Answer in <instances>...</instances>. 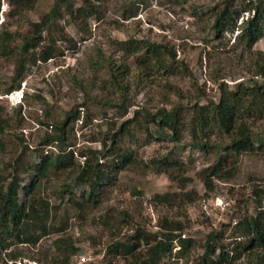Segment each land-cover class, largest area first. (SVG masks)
<instances>
[{
  "label": "rangeland",
  "instance_id": "374dc122",
  "mask_svg": "<svg viewBox=\"0 0 264 264\" xmlns=\"http://www.w3.org/2000/svg\"><path fill=\"white\" fill-rule=\"evenodd\" d=\"M54 1L37 0L23 16H10L11 5L8 2L9 9L0 23V29L9 28L17 35L24 32L25 20H38ZM74 1L76 6H80L83 0ZM93 1L99 5L103 15L99 20H88V32H78V25L70 16L67 15L65 19V23H68L65 35L78 39L76 51L70 48L67 40H61L59 44L64 54L46 63L38 62L29 69L26 75L30 85L29 96L22 106L20 120L16 118L15 107H8L3 113L4 117L12 119V128L0 132V173L5 172L4 163L17 154L24 144H28L31 153H34L33 148L45 133L38 120L47 106L51 107L53 113L61 115L78 108V118L69 121L70 139L81 148L100 146L98 141L83 140L81 131H97L101 124L106 127L109 118L117 114L113 105L121 102V94L110 82L108 71L109 65L119 64L125 57L126 52L119 42L132 38L151 39L173 45L178 55L175 62L177 72L170 75L158 68L147 73L129 60L132 72L123 83L127 84V94L134 104L126 117L140 107L154 111L161 107L171 109L175 105L189 104L199 99H218L221 83L226 81L231 84L245 79L254 70L255 56L264 52V37L251 50L245 49L238 41L237 31L215 39L213 13L221 0ZM132 3L138 4V10L135 15L125 18L124 9ZM82 34L87 38L79 41ZM184 62L188 69L183 68ZM0 68L1 81H7L12 74L13 64L0 58ZM9 84H2V89ZM87 108L90 110L88 117L85 116ZM86 118L87 125H84ZM263 127L264 119L254 120L255 132H260ZM150 129L152 134L143 129L137 130L135 136L122 138L121 143L134 150L138 162L120 171L113 183L105 184L93 207L81 208L75 202L87 200L89 188L86 184L73 188L71 193L63 192V183L69 179L71 181L74 173H66L47 183L45 196H50L53 205L52 217L48 221L49 233L35 246L19 244L18 248L25 256L38 259L42 264H52L47 254H57L59 245L64 247L73 243L80 249L73 255L74 264H133L123 257H113L107 253L112 239L108 228L110 216L125 219L121 223V236L134 233L137 227L156 231L159 229V219L167 217L187 221L182 233L193 243L188 252L176 261L178 264H191L195 257L205 252L209 233L221 234L223 227L227 228L223 223L229 222L233 214L245 206L250 213L255 212L253 189L262 195L264 205V149L242 153L233 163L236 168L233 177L215 176L212 186L206 187L199 173L214 163L217 148H210V152L206 153L196 146L190 133L185 132L176 141L171 139L168 132L158 133L154 125ZM211 140L222 142L223 137L215 134ZM45 148L53 150L54 147L50 145ZM166 158L170 160L169 163L182 167L188 176L186 185L180 187L188 194L180 207L178 204L158 203L154 199L156 193L180 189L178 181L169 177L165 164L159 162ZM232 219V222L236 220ZM223 236L225 242L232 240L229 231ZM178 249L176 245V255L180 253ZM82 255L87 256L85 262L80 260Z\"/></svg>",
  "mask_w": 264,
  "mask_h": 264
},
{
  "label": "trees",
  "instance_id": "16d2710c",
  "mask_svg": "<svg viewBox=\"0 0 264 264\" xmlns=\"http://www.w3.org/2000/svg\"><path fill=\"white\" fill-rule=\"evenodd\" d=\"M8 2L11 5L10 16H23L37 0ZM137 10L138 4L132 3L124 9L123 16H133ZM213 14L215 39L237 31L238 41L245 49L251 50L264 37V0H221ZM67 15L78 25V32L86 33L89 30L88 20H99L103 14L93 0H83L80 6H76L74 0H55L38 20H25L24 32L17 35L9 28L0 29V58L13 64L12 74L7 81H1L5 85L10 82L5 90L17 87L29 69L38 62L46 63L64 54L59 44L61 40H67L70 48L76 51L78 39L65 35ZM79 38L82 41L87 37L82 34ZM119 44L126 52L125 57L121 63L109 65L108 71L110 82L121 94V102L113 105L117 114L109 118L106 127L101 124L97 131H81L83 140L98 141L100 146L81 148L69 137V121L78 118L77 107L81 105L66 111L64 115L53 113L51 107L47 106L38 120L45 133L32 147L34 153H31L28 144H24L17 154L4 163L5 172L0 173V264H10L9 260L25 256L18 248L19 244L35 246L49 233L48 221L52 217L53 205L50 196H45V188L50 180L74 173L71 181L69 179L63 183V192L71 193L73 188L86 184L89 188L87 200L75 202L81 208L93 207L99 200L102 187L113 183L120 171L137 161L134 150L121 143L124 136H135L137 130L145 129L151 133L150 127L154 125L158 133L168 132L171 139L176 141L186 132L191 134L196 146L206 153L210 152V148H217L214 163L199 173L206 187L212 186L215 176L233 177L236 169L233 163L242 153L264 149V127L258 133L253 128L254 120L264 119V52L255 56L254 70L245 79L231 84L226 81L221 83L218 99H199L189 104L175 105L171 109L161 107L154 111L140 107L126 117L134 104L127 94V84L123 83L132 72L129 60L147 73L158 68L170 75L177 72L175 62L178 55L173 45L151 39L132 38ZM182 65L185 69L189 68L185 62ZM28 96L26 94L25 100ZM8 107L5 102H0V132L3 133L12 128V119L3 114ZM15 108L16 118L20 120L22 106ZM85 112L88 117L90 110L87 108ZM86 120L84 125H87ZM215 134L223 137V141L211 140ZM50 145L54 147L53 150L45 148ZM159 162L165 164L169 177L178 181L179 188L186 185L188 176L182 167L169 163L167 158ZM181 188L156 193L154 199L158 203L178 204L180 207L188 196ZM252 201L256 203L255 212L250 213L245 206L233 214L236 223L231 218L223 223L227 228L223 227L221 234L209 233L205 252L195 257L191 264H264V205L257 189H253ZM110 218L108 228L112 239L107 253L113 257H123L133 264H178L176 259L186 254L193 243L182 233L188 224L186 220L162 217L156 231L137 227L134 233L121 236V223L125 219ZM226 231L232 238L230 242L223 239ZM176 245L180 252L177 255L174 253ZM79 250L77 245L70 243L64 247L59 245L57 254L47 255L52 264H74L73 255Z\"/></svg>",
  "mask_w": 264,
  "mask_h": 264
},
{
  "label": "built area",
  "instance_id": "2783aa9c",
  "mask_svg": "<svg viewBox=\"0 0 264 264\" xmlns=\"http://www.w3.org/2000/svg\"><path fill=\"white\" fill-rule=\"evenodd\" d=\"M9 9V3L7 0H0V23L5 19L4 15ZM52 59H49L51 61ZM1 72V68H0ZM30 89L28 77L23 78L19 85L11 90L2 89L0 78V102H5L9 107H20L25 105V97ZM235 220L233 223H236ZM185 236V234H183ZM81 262L87 260V256L82 255L80 257ZM10 264H42L39 260L28 256H19L15 259L9 260Z\"/></svg>",
  "mask_w": 264,
  "mask_h": 264
}]
</instances>
